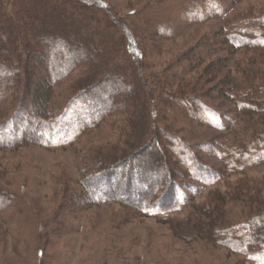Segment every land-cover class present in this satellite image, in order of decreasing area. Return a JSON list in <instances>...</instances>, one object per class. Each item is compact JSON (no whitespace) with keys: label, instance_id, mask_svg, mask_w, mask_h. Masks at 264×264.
<instances>
[{"label":"trees","instance_id":"1","mask_svg":"<svg viewBox=\"0 0 264 264\" xmlns=\"http://www.w3.org/2000/svg\"><path fill=\"white\" fill-rule=\"evenodd\" d=\"M171 1L179 12L167 16ZM222 2L158 0L122 17L99 0H0V152L80 147L88 134L115 121L109 142L77 149L80 178L64 181L60 203L48 217L38 212L24 182L8 184V174L0 171V213L7 232L31 237L39 263L55 264L64 255L55 240L86 231L79 225L85 213L109 204L123 210L120 221L156 218L168 225L172 237L190 247L197 264L258 260L264 251V176L256 181L242 177L226 193L212 189L202 203L189 195L186 214L180 194L193 191L191 182L204 189L229 178L233 168H243V176L244 168L264 161V8L229 18L217 33L158 71L149 61L157 40L174 38L183 20L204 18ZM240 52L261 58L259 67L249 65L248 87L230 76L229 59ZM242 62H235L236 71ZM69 81L66 104L60 100L58 105L57 90ZM205 88V95L217 94L248 112L254 128L256 143L238 140L228 146L220 168L193 151L194 146L210 151V144H188L172 127L157 123L166 108L181 111L182 118L212 121L214 113L203 100H193L189 108L190 102L180 97ZM114 252L119 263L173 264L166 253L132 261Z\"/></svg>","mask_w":264,"mask_h":264},{"label":"rangeland","instance_id":"2","mask_svg":"<svg viewBox=\"0 0 264 264\" xmlns=\"http://www.w3.org/2000/svg\"><path fill=\"white\" fill-rule=\"evenodd\" d=\"M99 1L114 8L124 17L158 0ZM174 5L172 1L168 3L166 9L170 8L171 11L166 14L167 16H171L173 12L178 10L175 9L174 11ZM261 8H264V0H223L222 8L210 9L204 18L199 17V20H191V18L183 20L180 27L177 28L175 25L179 31L174 35V38L169 40L160 38V40H157L156 49L149 53L150 64L154 67V71L162 69L164 64L171 62L174 57L192 49L201 43V41H204L205 37L208 38L214 33H217L229 18L240 19L244 15L259 13ZM178 12L175 13L178 14ZM221 49L218 50L221 52L220 54L224 55ZM256 56L253 53L244 52L231 56L229 60L233 61V63L231 64L232 75L230 76L238 78L240 83H246L248 87L249 84L244 81L246 80V76L250 74L248 71L251 70V66L249 65H258L256 67H259V64H256V62L261 63L259 55ZM236 61H243L239 63V65H243L240 71L239 69L236 71ZM250 61L254 64H251L252 62ZM261 65L262 69H264V64ZM255 71H258V69ZM71 80H74V78ZM218 80L210 84V89L217 85ZM258 81L256 80L253 83H262V81ZM63 84L57 90L56 99L57 102L62 100V105L66 104V91H68L72 81ZM172 90L174 94L179 91L176 86ZM192 91L196 93L192 94L189 92L190 95H184L185 97L181 95L180 97L190 102L189 108L193 106V100H203V103L207 104L209 110L214 113V119L204 124L198 122L196 118H182L181 111V114H177L174 109L171 112L170 108H166L169 111L167 113L163 109L165 111V118L157 122L158 126L162 128L172 127V131L177 132L181 139L188 144H210L213 147L210 151H204L199 146L197 148L194 146L193 151L199 153L202 160H205L215 168H220L224 165L223 154L231 144L233 145L238 140L256 143L255 139L254 141L252 140L254 138V128L253 124L251 125L249 122L251 120L249 116L251 115L248 112L241 110L232 100H221L217 94L205 95L208 92V88L200 92H197L196 89ZM61 103L59 102L58 105H61ZM216 114H218V117ZM113 123L115 121H110L107 125L108 128L105 127L104 129L88 134L81 140L82 142L80 141L82 143L80 147H77L76 144V147L74 146L75 148L69 147L64 150L55 151L40 146H28L16 151L0 152V171L3 172L2 176L5 173L8 174L6 175V178L8 177L9 180L8 184L15 182L18 184L19 181L24 182L28 187L32 201L38 212L43 217H48L56 205L60 203V194L65 187L64 181L68 178H80L76 163L79 158L77 156V149L87 147L93 143L109 142L112 136L111 126ZM226 163L228 164L227 161ZM239 169L233 168L231 172H228L227 176L229 178H223L220 182H216L215 185L214 183L212 185H206L204 189H200L203 188L200 182H191L194 184L193 191H191L193 193L191 194L188 191L187 194H180L181 200L185 202L182 210H187L186 206L188 202L186 203L185 200L189 195L194 196V202L202 203L205 202L212 189L218 188L222 193H226L233 189L235 182L242 179V177L245 180H259L264 176V161L259 162L258 160L255 165L244 168L245 173L243 176L241 175L243 172ZM252 184L253 182L248 181V185ZM121 192L122 190L120 188L119 193ZM236 207L238 208V206ZM16 211H13V214ZM186 213L184 211V214ZM123 214L124 212L118 204L95 207L86 212L79 221V225L87 227L86 231L67 234L55 240L58 251L62 250L60 253L62 252L64 254L55 264H101L107 259L109 264H129V261L125 260L121 263L117 262L119 260L115 257V250L121 251L127 260L132 261L150 253H154V258H160L159 254L166 253L173 259V264H197L196 257L194 258L192 256L190 247L182 240L173 238L168 225L161 223L156 218L126 223L120 221ZM3 215L4 213H0V264H42L39 263V259L34 250H31V237L27 238L19 234H9L7 232L9 226L4 222ZM91 230L92 232H90ZM190 255L191 258H189ZM110 258L112 259L110 260ZM253 264H264V251L258 255V260Z\"/></svg>","mask_w":264,"mask_h":264}]
</instances>
